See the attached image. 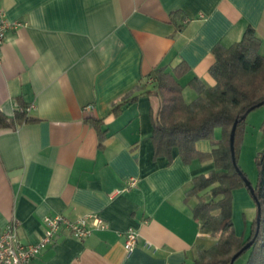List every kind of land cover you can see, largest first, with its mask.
I'll list each match as a JSON object with an SVG mask.
<instances>
[{
  "label": "crops",
  "instance_id": "0c3cea01",
  "mask_svg": "<svg viewBox=\"0 0 264 264\" xmlns=\"http://www.w3.org/2000/svg\"><path fill=\"white\" fill-rule=\"evenodd\" d=\"M0 11L18 24L0 46V111L26 108L34 120L0 129V230L17 222L19 240L36 244L45 216L94 215L104 230L77 240L61 228L29 264H193L211 240L186 194L213 163L186 165L176 149L170 165L153 160L156 100L122 102L138 84L154 91L150 75L182 62L185 102L197 96L192 80L213 87L214 46L251 27L264 49V0H0ZM88 118L103 121L102 142ZM220 138L215 130L195 147L209 153ZM130 229L138 240L127 255Z\"/></svg>",
  "mask_w": 264,
  "mask_h": 264
},
{
  "label": "trees",
  "instance_id": "16d2710c",
  "mask_svg": "<svg viewBox=\"0 0 264 264\" xmlns=\"http://www.w3.org/2000/svg\"><path fill=\"white\" fill-rule=\"evenodd\" d=\"M260 47L261 43L251 27L246 29L240 41L231 46H214V63L209 69V75L215 85L207 87L198 79L192 80L190 85L197 96L189 103L185 102L183 88L177 81L189 71L185 62L177 65L172 72L154 71L150 75L154 80V91H145L138 84L122 102H133L140 96L149 95L156 100V106H151L150 109L153 160L163 157L166 158L167 165H170L172 150L176 149L186 165L194 161L213 163L214 170L208 175L194 178L186 194L187 199L196 198L197 203L192 209L193 217L200 222L201 231L211 240L207 247L202 244L197 246L193 264H234L245 253H248L245 264H264V149L256 161L258 175L253 187L254 197L261 211L259 231L255 238L256 219L252 222L247 237H237L234 231L232 192L245 185L232 163L229 149V133L234 121L241 119L258 103L263 102L264 105V54H260ZM122 103L111 107L113 116L121 112ZM246 117L237 124L235 131L236 165L238 135L245 125ZM86 121L97 130L102 142L103 121L96 118H88ZM32 122L34 120L27 116L26 108H17L11 117L0 111V129H16ZM215 129H220V140L213 144L209 153L197 151L195 144L211 140ZM262 131L264 133V121ZM237 168L239 169L238 165ZM253 238L251 247L232 261Z\"/></svg>",
  "mask_w": 264,
  "mask_h": 264
},
{
  "label": "built area",
  "instance_id": "2783aa9c",
  "mask_svg": "<svg viewBox=\"0 0 264 264\" xmlns=\"http://www.w3.org/2000/svg\"><path fill=\"white\" fill-rule=\"evenodd\" d=\"M5 14L0 11V46L5 40L6 33L13 26ZM29 110V108H28ZM136 180H128V188H133ZM44 231L36 244H23L18 238V224L11 222L5 229L0 230V264H29L55 238L61 228L66 229L70 236L77 240H84L93 234L94 230H104L105 223L94 215H84L76 221H69L60 214L43 218ZM138 234L130 229L126 232L124 249L131 255L136 248Z\"/></svg>",
  "mask_w": 264,
  "mask_h": 264
},
{
  "label": "rangeland",
  "instance_id": "374dc122",
  "mask_svg": "<svg viewBox=\"0 0 264 264\" xmlns=\"http://www.w3.org/2000/svg\"><path fill=\"white\" fill-rule=\"evenodd\" d=\"M260 54H264L263 48L260 49ZM263 121L264 105L251 111L247 115L245 125L238 135L237 165L252 187L255 186L258 175L256 161L259 159L264 149V133L262 131ZM215 130H219L220 132V129ZM232 205L234 211V230L238 231L240 235L245 233V237H247L252 221L256 219L257 208L246 186L235 189ZM247 259L248 253H245L241 255L234 264H245Z\"/></svg>",
  "mask_w": 264,
  "mask_h": 264
},
{
  "label": "water",
  "instance_id": "95a60500",
  "mask_svg": "<svg viewBox=\"0 0 264 264\" xmlns=\"http://www.w3.org/2000/svg\"><path fill=\"white\" fill-rule=\"evenodd\" d=\"M263 105V102L261 103H258L257 105L253 106L252 108H250L246 114L244 116H242L241 119H237L234 121L232 127H231V130H230V133H229V149H230V154H231V159H232V163L234 165V167L236 168L237 172L239 173V175L241 176L243 182H244V185L246 186V188L248 189L250 195L252 196L254 202H255V205H256V208H257V216H256V232H255V236L254 238L257 236L258 234V231H259V225H260V219H261V211H260V207L254 197V189L253 187L249 184V182L246 180V178L243 176V174L241 173V171L237 168V165H236V161H235V151H234V138H235V131H236V127H237V124L239 122H241V120L245 119L246 115L249 114L251 111L261 107ZM254 238L248 242L241 251H239L234 257H233V260L234 261L238 256H240L242 254L243 251L247 250L248 248L251 247L253 241H254Z\"/></svg>",
  "mask_w": 264,
  "mask_h": 264
}]
</instances>
